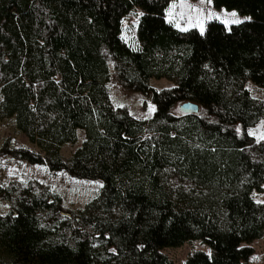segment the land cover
I'll use <instances>...</instances> for the list:
<instances>
[{
    "label": "trees",
    "instance_id": "trees-1",
    "mask_svg": "<svg viewBox=\"0 0 264 264\" xmlns=\"http://www.w3.org/2000/svg\"><path fill=\"white\" fill-rule=\"evenodd\" d=\"M169 0H0V123L10 119L34 149L2 152L52 172L98 179L97 194L65 226L47 193H7L0 264H171L161 252L198 240L183 264H244L264 231V138L244 130L264 117V0H211L246 19L175 28ZM132 8L136 44L120 36ZM135 9V10H136ZM107 56L118 85L153 104L148 118L111 104ZM170 87L153 89L149 79ZM191 101L196 114L173 112ZM241 128V133L237 129ZM80 145L67 160L60 146ZM12 196V197H11Z\"/></svg>",
    "mask_w": 264,
    "mask_h": 264
},
{
    "label": "rangeland",
    "instance_id": "rangeland-1",
    "mask_svg": "<svg viewBox=\"0 0 264 264\" xmlns=\"http://www.w3.org/2000/svg\"><path fill=\"white\" fill-rule=\"evenodd\" d=\"M135 9H130L121 20L120 36L130 46L136 44L135 29L140 11ZM164 15L177 29L195 28L199 31L209 20H217L229 25L246 19L235 10L213 7L211 0H169L164 8ZM107 68L109 80L106 83V90L111 104L115 107H124L136 118L144 119L151 116L154 107L147 96L126 91L118 85L112 62L108 56ZM148 85L153 89H160L170 87L173 83L165 78H151ZM244 87L253 98L264 100V88L257 87L250 81H246ZM181 103L175 105L173 112H179L178 106ZM237 131L241 133L242 130L238 128ZM244 132L254 140L263 139L264 117L259 118L253 126L247 127ZM76 135L75 143H65L60 146L59 154L63 160H67L72 151L80 145L83 133L81 130H77ZM4 140H7L8 147H24L35 150L21 134L14 130L10 119H5L0 123V149ZM100 186L101 181L98 179L72 178L64 170L52 172L44 165L30 164L15 159L0 150V215L10 211L11 200L7 198V193L14 196L23 187L31 188L34 193L44 191L47 193L46 199H52L58 205L53 214L49 211L39 213L43 224L53 226L54 222L57 225L58 234L67 236L68 232L65 226L73 223L72 216L82 208L84 203L97 194ZM251 197L254 201L264 205V184L261 192H252ZM248 245L253 252L244 264H264V231L260 238L251 241ZM196 250L209 253V248L198 240L188 241L176 247H166L161 252L171 264H183L186 256Z\"/></svg>",
    "mask_w": 264,
    "mask_h": 264
},
{
    "label": "water",
    "instance_id": "water-1",
    "mask_svg": "<svg viewBox=\"0 0 264 264\" xmlns=\"http://www.w3.org/2000/svg\"><path fill=\"white\" fill-rule=\"evenodd\" d=\"M179 112L185 114H196L198 112L199 106L197 103L186 101L178 106Z\"/></svg>",
    "mask_w": 264,
    "mask_h": 264
}]
</instances>
